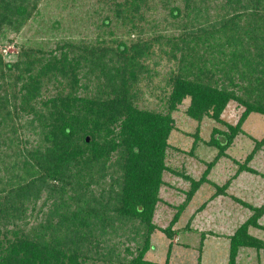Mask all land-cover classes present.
<instances>
[{
	"label": "trees",
	"instance_id": "16d2710c",
	"mask_svg": "<svg viewBox=\"0 0 264 264\" xmlns=\"http://www.w3.org/2000/svg\"><path fill=\"white\" fill-rule=\"evenodd\" d=\"M146 1L115 3V14L128 19L134 31L136 20H143ZM214 1L220 4L213 18L206 7L190 5L188 0L183 11L171 7L174 22L184 19L178 35H154L152 24L150 38L144 39L140 32L130 43L62 42L54 51L41 52L40 59L24 52V58L13 63L4 62L0 54V139L16 158L13 177L6 184L0 181V264L111 262L119 256L107 242L108 230L113 232L116 223L125 222L137 224L134 236L140 239L130 264H172L171 244L163 263L144 259L152 235L159 230L173 239L172 227L200 187L210 183L213 167L229 158L226 150L242 133V124L252 114L264 116V0ZM196 2L205 5L209 0ZM38 3L0 0V40L7 31L19 32ZM102 25H109V19ZM161 40L168 47L161 48L162 54L176 66L165 76L164 100L159 98L164 106L156 111L139 106L138 84L143 81L149 89L157 75L147 61ZM46 85L52 88L42 98ZM185 100L189 104L184 114L197 123L193 146L200 141L205 120L226 127L213 128L204 142L217 154L198 179L167 164L173 113ZM231 101L243 108L234 126L221 118ZM23 117L33 135L40 137L32 149L21 148L18 141V121ZM7 132L11 137H5ZM263 145L264 137L255 141L243 162L233 161L236 172L217 186L211 200L226 195L231 180L240 174H258L250 163ZM167 175L183 178L189 188L162 229L155 215ZM233 199L252 214L229 237L227 264H237L242 248L264 253L263 239L250 232L264 230L259 224L264 204ZM34 214L38 222L28 227L27 217Z\"/></svg>",
	"mask_w": 264,
	"mask_h": 264
},
{
	"label": "rangeland",
	"instance_id": "374dc122",
	"mask_svg": "<svg viewBox=\"0 0 264 264\" xmlns=\"http://www.w3.org/2000/svg\"><path fill=\"white\" fill-rule=\"evenodd\" d=\"M124 0H39L36 11L27 19L19 32L7 31L0 40V54L4 62L13 63L24 58L26 52L31 57H40L43 53L56 50L62 42H72L78 45H91L97 40H106V44L114 46L112 40L130 43L142 32L143 38H150L154 26V35L167 36L168 34H180L183 18L174 22L169 17L171 7H179L184 10L185 0H147L142 7L143 20H136V29L131 31L128 19L116 16L115 3ZM190 5L206 7L210 17H216L219 2L209 0L205 5L197 3L198 0H188ZM221 1V0H219ZM125 15V14H124ZM108 18L109 25L103 26L102 21ZM173 25V26H172ZM110 33V34H109ZM130 34V35H129ZM163 40V39H162ZM161 44L153 46L154 55L147 64L156 71L149 89L145 82H140L142 94H138V104L142 108L161 110L164 102H160L161 88L167 72L176 66L174 60H169L162 54L161 48L168 47ZM46 55V54H44ZM155 62L157 64L155 65ZM84 82V81H83ZM47 86V85H46ZM44 86L41 97H46V92L52 88ZM90 90V89H89ZM86 93L80 91V95ZM49 95V94H48ZM162 101L164 97H162ZM189 101L185 100L179 109L173 113L175 129L168 140L171 149L168 151L167 164L177 171L198 179L202 176L206 163L211 162L217 154V150L204 144L210 138L213 128L226 130L224 124L205 120L200 125V141L193 146L197 123L190 120L184 114ZM243 111L237 103L231 101L222 114V120L226 124L234 126ZM18 141L21 148L32 149L39 142L40 137L33 135L32 129L23 117L18 121ZM18 127V126H17ZM242 133L234 140L230 148L226 150L229 158L220 160L208 175L210 183H204L197 191L177 223L172 227L175 231L173 239L157 230L151 237V250L144 259L151 262L163 263L167 256L168 247L171 244L172 264H227L229 237L252 214L243 205L233 198L247 201L253 206L264 204V145L252 159L250 166L258 172L257 175L242 173L233 180L226 189V195H219L211 200L216 193L217 186H221L231 179L237 170L233 161L243 162L254 149L255 141L264 137V116L250 115L242 124ZM8 132L5 137L7 136ZM0 139V181L3 184L13 177V165L16 158L12 149H7ZM7 143V142H6ZM166 184L160 191L162 202L158 204L155 215V223L165 229L184 198V192L188 190L189 182L178 176H166ZM41 199L36 205V211L41 207ZM46 208V207H45ZM44 208V211L47 209ZM30 209V208H29ZM29 214V212H28ZM38 218H41L40 216ZM24 222V221H23ZM28 227L38 221L34 215L27 217ZM24 223H21L24 226ZM264 226V216L259 220ZM117 229L109 234L107 242L115 246L119 258L105 264H130L136 255L137 243L140 239L134 236L137 224L125 222L116 223ZM120 227V228H119ZM111 232V233H110ZM142 232V231H141ZM251 234L263 239L264 230H250ZM141 236V235H140ZM136 239V240H134ZM126 249L130 251L127 252ZM200 258V259H199ZM237 264H264L263 251L242 248L238 251ZM97 264H104L99 262Z\"/></svg>",
	"mask_w": 264,
	"mask_h": 264
},
{
	"label": "water",
	"instance_id": "95a60500",
	"mask_svg": "<svg viewBox=\"0 0 264 264\" xmlns=\"http://www.w3.org/2000/svg\"><path fill=\"white\" fill-rule=\"evenodd\" d=\"M86 141L88 142V138H86Z\"/></svg>",
	"mask_w": 264,
	"mask_h": 264
}]
</instances>
